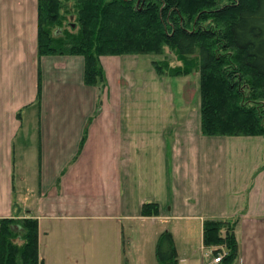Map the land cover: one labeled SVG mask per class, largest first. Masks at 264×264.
<instances>
[{
  "label": "crops",
  "instance_id": "obj_1",
  "mask_svg": "<svg viewBox=\"0 0 264 264\" xmlns=\"http://www.w3.org/2000/svg\"><path fill=\"white\" fill-rule=\"evenodd\" d=\"M38 36V0H0V218L38 220L43 264H142L147 229L91 236L89 223L122 219L151 223L158 261L160 235H174L162 223L181 222L176 264H220L203 227L207 219L228 221L238 242L233 264H264L262 141L239 137L225 145L232 164L223 167L227 185L218 200L189 167L198 154L185 149L188 142L207 141L201 128L191 138L176 128L171 134L169 116L155 115L152 102L105 100L96 115L98 91L84 83V58L39 59ZM253 145L251 159L245 149ZM151 202L160 214L142 216ZM132 205L138 212L125 214Z\"/></svg>",
  "mask_w": 264,
  "mask_h": 264
},
{
  "label": "trees",
  "instance_id": "obj_2",
  "mask_svg": "<svg viewBox=\"0 0 264 264\" xmlns=\"http://www.w3.org/2000/svg\"><path fill=\"white\" fill-rule=\"evenodd\" d=\"M216 1L38 0V56L83 57L84 83L97 89L100 110L107 87L101 57L162 55L168 46L182 62L166 64L171 76L200 73L204 135L263 136L264 106L248 105L255 91L264 101V0ZM140 213L157 216L159 205L145 203ZM234 229L224 220L204 222V244L215 257L226 252L220 264L238 255ZM156 253L160 264L177 263L171 232L160 235ZM0 264H43L37 219L0 218Z\"/></svg>",
  "mask_w": 264,
  "mask_h": 264
},
{
  "label": "rangeland",
  "instance_id": "obj_3",
  "mask_svg": "<svg viewBox=\"0 0 264 264\" xmlns=\"http://www.w3.org/2000/svg\"><path fill=\"white\" fill-rule=\"evenodd\" d=\"M229 1L230 0H217L216 7H222ZM210 20L211 19H209L207 22H204L205 26H208V24L211 22ZM117 57L118 56L101 57V64L102 66L104 64L106 69L109 70V76L107 77L106 75L107 87L104 89L102 104L100 106V110L97 109L98 112L96 115H99V113L102 112V106L105 100L113 102L115 100L121 99L125 103L130 101L152 102L154 105L159 106L154 110L155 115L158 114L160 117L169 116L168 123L171 127V134L178 133L176 130L180 131L181 133L182 130H185L184 134L191 138V136L197 135L199 133L200 128L202 132V96L200 88L201 78L199 72H194L193 74L186 76H171L166 64H168L170 68H176L178 66H182V62L178 60V58L171 52L168 46L164 48L162 55L131 54L121 56L120 58ZM159 64L164 67V70L160 71V73L157 71V66ZM249 93L250 95L253 94V92ZM255 94L256 99H254V102L248 106L254 105L258 108L262 106L263 108L264 101L263 99H260V93L255 91ZM139 111L134 110L137 115H139ZM141 112L145 113L146 111L145 109H141ZM205 137L207 138V141L197 139L196 141L188 142V146L185 149L191 150L192 152H194V150L197 151V158L193 164H189V167L197 168L200 171V185L208 190H211L213 193L212 196L216 195L218 200L221 199L223 190L227 185V170H223V167H229L232 164L231 159H229V162L227 159H225L222 151L226 149L225 145H228L229 142L234 140V138L249 137V140L252 141H262V147H260V150L262 152V168L264 167V135ZM212 137L215 138L211 139ZM245 150L247 152L250 151L249 155L251 154L252 156H249L248 158L251 157L252 159L256 156L258 149H256V146L253 145L250 148L247 147ZM216 151L219 153H216ZM248 158L245 155V157L242 159L243 167L249 166L250 163ZM206 194L207 193L203 195L204 198H206ZM138 209H140V207L137 205L129 206L127 210H125V214L137 213ZM167 222L168 224L162 223L164 226L162 230L167 227L172 232H174L173 236L175 237L177 244H179V247H181L183 239L180 237V235L186 230V228L184 230V227H182L183 224L177 220H171ZM89 224L91 226V236L93 235L94 237H96V232H99L100 230H105V232L108 233L114 230L122 229L124 226L128 231H133L135 229H147L149 232L152 230L151 223L136 220L122 219L110 223L103 222L101 225L95 223ZM147 233L145 234L147 236L145 240L148 244L147 250L142 252V254L144 253L145 256L144 260L141 259L142 264H160L156 258V255L150 252L151 245ZM92 240L93 238H91V241ZM104 240L107 242L106 245L109 246L110 239L106 238ZM106 255L107 257L113 256L112 253L109 254V252ZM220 255H217L216 257ZM216 257L214 256V258ZM207 259H210L209 254ZM138 264H141L140 260L138 261Z\"/></svg>",
  "mask_w": 264,
  "mask_h": 264
},
{
  "label": "built area",
  "instance_id": "obj_4",
  "mask_svg": "<svg viewBox=\"0 0 264 264\" xmlns=\"http://www.w3.org/2000/svg\"><path fill=\"white\" fill-rule=\"evenodd\" d=\"M222 258H223V255H220V256H218V257H216V258L214 259V262H215V263L221 262Z\"/></svg>",
  "mask_w": 264,
  "mask_h": 264
}]
</instances>
